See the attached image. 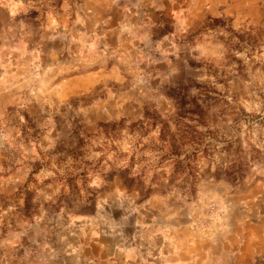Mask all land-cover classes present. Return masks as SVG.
<instances>
[{"label":"rangeland","instance_id":"rangeland-1","mask_svg":"<svg viewBox=\"0 0 264 264\" xmlns=\"http://www.w3.org/2000/svg\"><path fill=\"white\" fill-rule=\"evenodd\" d=\"M0 264H264V0H0Z\"/></svg>","mask_w":264,"mask_h":264}]
</instances>
